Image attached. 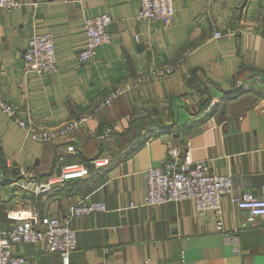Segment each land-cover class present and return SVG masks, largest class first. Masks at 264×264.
I'll return each instance as SVG.
<instances>
[{
    "label": "crops",
    "instance_id": "obj_1",
    "mask_svg": "<svg viewBox=\"0 0 264 264\" xmlns=\"http://www.w3.org/2000/svg\"><path fill=\"white\" fill-rule=\"evenodd\" d=\"M19 2L9 12L0 8L1 99L48 125L89 113L117 86L122 91L82 126L48 141L30 138L0 107V231L34 209L63 219L74 203L102 200L105 210L72 220L77 245L69 264L181 257L182 264H264V216L248 222L232 202L246 189L264 195V0H174L167 27L138 20L139 0ZM101 13L112 18L110 40L79 61L84 18ZM45 30L56 70L28 75L21 55L32 33ZM166 64L171 73L138 81ZM173 144L232 177L220 216L199 215L190 199L142 205L145 170L164 163ZM66 164L89 173L35 191ZM219 218L225 231L215 229ZM11 250L26 264H61L38 244Z\"/></svg>",
    "mask_w": 264,
    "mask_h": 264
},
{
    "label": "built area",
    "instance_id": "obj_2",
    "mask_svg": "<svg viewBox=\"0 0 264 264\" xmlns=\"http://www.w3.org/2000/svg\"><path fill=\"white\" fill-rule=\"evenodd\" d=\"M174 0H139L138 20L158 21L162 26H169L174 18ZM18 0H0V8L9 12L20 6ZM112 18L108 13L95 14L84 18L83 29L85 39L81 44L77 58L79 61H89L94 58L99 45L110 40L109 24ZM223 35L215 30L213 36ZM52 34L48 31H35L28 39L26 49L21 55L22 65L26 74H46L56 70L55 47H53ZM174 70L173 65L156 66L138 77V81L146 82L152 77L163 76ZM122 91L121 86L115 87L97 101L89 113L69 118L63 123L45 124L37 122L32 115L22 114L15 104L0 98V107L15 120L33 140L48 141L64 135L66 132L82 126L100 108L107 106ZM101 136H105L102 134ZM104 162H107L105 159ZM96 167L103 163L102 159L91 161ZM89 173L86 165L66 164L61 172L41 181L35 191L48 190L53 183H65L67 179L82 178ZM146 192L142 205L156 206L169 201L190 199L195 212L203 215L205 211L212 210L221 215V197L231 193L233 180L230 175L213 172L206 161L193 160L188 150L180 149L179 145H171L167 159L158 166H151L145 170ZM233 204L246 212V220L253 222L255 217L264 216V195H257L250 190L236 192L232 196ZM0 196V210H1ZM134 206V205H132ZM104 201L81 200L67 207L64 218L54 215H40L37 210H31L23 215L10 230L0 231V264H26L23 254H14L11 246L18 243H32L41 245L47 252H54L60 256L61 264H69L71 253L77 245V233L71 222L74 218L86 214L105 210ZM215 229L225 231L222 219L215 222ZM180 262L173 264H182Z\"/></svg>",
    "mask_w": 264,
    "mask_h": 264
},
{
    "label": "trees",
    "instance_id": "obj_3",
    "mask_svg": "<svg viewBox=\"0 0 264 264\" xmlns=\"http://www.w3.org/2000/svg\"><path fill=\"white\" fill-rule=\"evenodd\" d=\"M242 87H243V86H241V87L239 86L238 89H241ZM88 169H89V167H88Z\"/></svg>",
    "mask_w": 264,
    "mask_h": 264
},
{
    "label": "rangeland",
    "instance_id": "obj_4",
    "mask_svg": "<svg viewBox=\"0 0 264 264\" xmlns=\"http://www.w3.org/2000/svg\"><path fill=\"white\" fill-rule=\"evenodd\" d=\"M18 2H19V0H18Z\"/></svg>",
    "mask_w": 264,
    "mask_h": 264
}]
</instances>
